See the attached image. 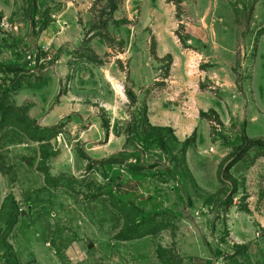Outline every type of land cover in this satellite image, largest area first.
<instances>
[{
	"label": "rangeland",
	"instance_id": "obj_1",
	"mask_svg": "<svg viewBox=\"0 0 264 264\" xmlns=\"http://www.w3.org/2000/svg\"><path fill=\"white\" fill-rule=\"evenodd\" d=\"M114 1L0 0V264H264V0Z\"/></svg>",
	"mask_w": 264,
	"mask_h": 264
},
{
	"label": "trees",
	"instance_id": "obj_2",
	"mask_svg": "<svg viewBox=\"0 0 264 264\" xmlns=\"http://www.w3.org/2000/svg\"><path fill=\"white\" fill-rule=\"evenodd\" d=\"M112 9H117V2H115L114 0H112ZM167 56L171 57V54H168ZM129 97L131 98L132 101H135V95L130 92L129 93ZM201 116H204L205 115V112L204 111H201L200 113ZM155 129L157 130H162L163 127L161 126H154ZM168 130H171V128ZM196 141V132L194 131L192 135H190L189 137H187L184 142H183V149L186 150L187 147L192 144V143H195ZM250 143H252V145H261L263 146L264 145V141L262 140H252L250 141ZM134 237H128L126 235H120L118 237L119 240H130V239H133Z\"/></svg>",
	"mask_w": 264,
	"mask_h": 264
},
{
	"label": "water",
	"instance_id": "obj_3",
	"mask_svg": "<svg viewBox=\"0 0 264 264\" xmlns=\"http://www.w3.org/2000/svg\"><path fill=\"white\" fill-rule=\"evenodd\" d=\"M87 244H88V246H89L90 248L94 246V243H93L91 240H88V241H87Z\"/></svg>",
	"mask_w": 264,
	"mask_h": 264
}]
</instances>
